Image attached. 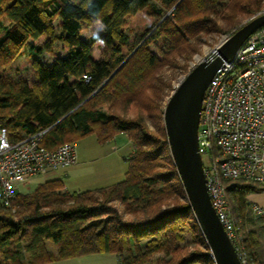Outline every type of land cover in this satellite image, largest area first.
Instances as JSON below:
<instances>
[{
  "label": "trees",
  "instance_id": "16d2710c",
  "mask_svg": "<svg viewBox=\"0 0 264 264\" xmlns=\"http://www.w3.org/2000/svg\"><path fill=\"white\" fill-rule=\"evenodd\" d=\"M260 5L261 0H0V127L8 137L45 130L41 143L54 148L75 135L77 141L95 134L104 143L125 133L133 146L124 157V178L111 185L68 191L61 178H46L17 191L8 205L0 201V264H45L95 252L114 254L117 264H146L155 253L164 256L153 264H215L206 246L183 243L175 224L193 212L166 153L165 132L151 131L141 113L161 112L169 88L162 69L177 67L202 34L220 31L217 15L236 24L233 32L243 25H237L239 16L252 15ZM95 24L100 30L83 38L81 32ZM39 38V44L30 42ZM43 53L48 58L41 60ZM21 55L32 82L19 69L11 73ZM120 109L135 113L126 116ZM262 189L259 183L229 187L248 264H264V214L254 216L246 199Z\"/></svg>",
  "mask_w": 264,
  "mask_h": 264
},
{
  "label": "built area",
  "instance_id": "2783aa9c",
  "mask_svg": "<svg viewBox=\"0 0 264 264\" xmlns=\"http://www.w3.org/2000/svg\"><path fill=\"white\" fill-rule=\"evenodd\" d=\"M217 46L202 59L213 60ZM44 132L11 140L6 128L0 127V201L5 205L26 180L77 162L75 143L49 148L41 143ZM263 146L264 26L253 32L212 76L203 95L198 126V151L210 202L242 264L248 263L228 192L237 179L264 183ZM253 210L257 215L264 214L258 206Z\"/></svg>",
  "mask_w": 264,
  "mask_h": 264
},
{
  "label": "water",
  "instance_id": "95a60500",
  "mask_svg": "<svg viewBox=\"0 0 264 264\" xmlns=\"http://www.w3.org/2000/svg\"><path fill=\"white\" fill-rule=\"evenodd\" d=\"M264 26L261 13L235 30L217 46L213 60L201 59L178 82L163 107V123L171 160L215 264H242L220 222L208 195L201 155L198 126L205 89L223 61H230L237 49Z\"/></svg>",
  "mask_w": 264,
  "mask_h": 264
},
{
  "label": "rangeland",
  "instance_id": "374dc122",
  "mask_svg": "<svg viewBox=\"0 0 264 264\" xmlns=\"http://www.w3.org/2000/svg\"><path fill=\"white\" fill-rule=\"evenodd\" d=\"M226 1L227 0H220V3H226ZM263 8H264V0H261V5L259 9L256 10L252 15L243 14L239 16L237 25L242 23L244 24L247 21H249V19L254 17V15L261 14ZM223 9H224L223 5H220L218 7V10L221 13ZM216 20L219 26L221 27L220 31L202 34L197 40L191 42L192 51L186 54L185 56L182 55L180 58H178L177 67L171 68L169 66H166L162 69L161 75L163 76L166 82H169V88L166 89L163 100L161 101V112L152 117H148L146 114L141 113L143 119L145 120L146 124L148 125L151 131L163 130L165 132L164 123H163V107L172 90L176 87L178 82L186 75V73L197 62H199L215 46H217L218 43H221L226 37H228L231 33L234 32L231 31L236 24L228 23V20L222 15H217ZM99 30H100V25L95 24L92 28L83 30L81 32V35L83 38L88 39L90 35L96 34ZM30 42L39 44L42 42V40L39 38L37 40H30ZM150 48L154 50L152 46ZM93 51L96 55L100 54V50L97 47H93ZM60 54H64V51L61 50ZM187 55L189 56L187 57ZM46 58H48L46 53L39 55V59L41 60H44ZM22 59L23 56L21 55L12 62L11 73L14 74L16 70L19 69L26 76L27 81L32 82V76L30 75L29 68L20 64ZM120 112L126 116H131L132 114L135 113L133 109H126V110L120 109ZM76 136L77 135H75L73 139H71V141L69 142H73L76 144L77 162L69 166L59 167L55 170H51L43 177L39 176L34 178H37L38 180H43V179L45 180V178L60 177L63 179L65 189H67L68 191H78V190L92 189L106 185L103 182L105 181L106 176L104 177L102 170L108 165L107 159L110 158V162H113L114 164L113 163L112 164L115 165V167L118 165L120 166L125 165V167L127 166L126 161L123 159V156H127L128 154H130V152L133 149L132 143L128 139L127 135H119V137L116 140L117 149L114 150L111 149L110 147V145H113V143L110 144L106 143L107 145H103L102 143H99L97 141L95 134H89L77 141H76ZM108 150L109 152L110 151L114 152V154L111 155L109 158H105V154L107 153ZM166 153L169 155L168 149ZM91 158H95L96 160L89 162L88 159ZM124 176H125L124 174H120L119 176L120 178L118 179L121 180L124 178ZM34 178H30L26 180L21 185V190L25 191L26 190L25 186H27V184L32 182ZM238 184H256V182L254 183L251 181L237 179L234 182H232L231 186L236 187V185ZM233 196L234 195L232 190L228 192L230 207L232 210V214L234 215L235 209H234V202L232 200ZM182 198L185 199L184 193L182 194ZM118 206L120 209H122L120 204H118ZM253 214L254 216H258L254 212ZM193 220H195V218L193 215H191L190 218L178 220L175 226L181 229L180 232L185 238L183 243H185L188 246V248H192L195 245H199V244L203 248H205V246L207 247L206 242L204 244L202 241L204 237L199 227L195 226ZM48 246L51 249L55 248L53 243H48ZM157 256L158 257L161 256L162 258L164 256V253L153 254L150 258V261H148L146 264H153ZM71 258L64 260L60 259L57 260L56 262L54 261L45 264H117L115 260L116 259L115 256L110 253H101V252L84 253L79 256L71 257Z\"/></svg>",
  "mask_w": 264,
  "mask_h": 264
},
{
  "label": "crops",
  "instance_id": "0c3cea01",
  "mask_svg": "<svg viewBox=\"0 0 264 264\" xmlns=\"http://www.w3.org/2000/svg\"><path fill=\"white\" fill-rule=\"evenodd\" d=\"M119 135H126L125 133L124 134H121V133H118L116 134L112 139L102 143L103 145H107L106 143L110 144V143H113V145H110L111 149H117V145H116V140L117 138L119 137ZM115 143V144H114ZM263 155H264V146H263ZM132 152V151H131ZM114 152L110 151L109 150L107 151V153L105 154V158H109L111 155H113ZM125 156H123V159H124ZM96 159L95 158H91V159H88L89 162L91 161H95ZM125 160V159H124ZM108 161V165L107 167L103 168L102 170V173L104 174V177H105V181L104 186H108V185H111L117 181H119L118 178H120V174H124L126 173V170H127V166L125 167V165H118L115 167V165H113L114 163L113 162H110V158L107 159ZM113 163V164H112ZM127 164V163H126ZM42 177L44 175H41ZM36 177H39V176H36ZM34 178V177H33ZM52 178H60V177H52ZM46 179V178H45ZM62 179V178H61ZM63 180V179H62ZM104 180V178H103ZM109 180V181H108ZM44 181L43 180H38L37 178H34L32 182H30L29 184H27V186H25V191H29L31 189H33V187L39 183V182H42ZM261 185V187H263L262 190H259V191H255V192H250L246 195V199L247 201L250 203V205H255V206H258L260 207L263 212H264V183H259ZM25 185V184H24ZM24 188V187H23ZM67 190V189H66ZM114 255V254H113ZM115 256V255H114ZM116 258V257H115ZM68 259V258H66ZM72 259V258H71ZM64 260V259H63ZM116 260V259H115ZM56 262V261H55ZM116 263H117V260H116Z\"/></svg>",
  "mask_w": 264,
  "mask_h": 264
},
{
  "label": "bare ground",
  "instance_id": "6f19581e",
  "mask_svg": "<svg viewBox=\"0 0 264 264\" xmlns=\"http://www.w3.org/2000/svg\"><path fill=\"white\" fill-rule=\"evenodd\" d=\"M219 44V43H218ZM237 186V185H236ZM236 188V187H235ZM236 190V189H235ZM259 216V215H258ZM246 250V249H245ZM246 252V251H245Z\"/></svg>",
  "mask_w": 264,
  "mask_h": 264
}]
</instances>
